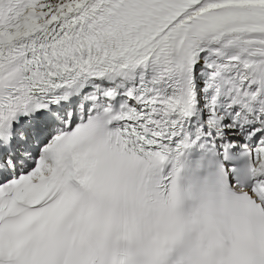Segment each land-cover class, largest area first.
Masks as SVG:
<instances>
[{
    "label": "snow or ice",
    "instance_id": "obj_1",
    "mask_svg": "<svg viewBox=\"0 0 264 264\" xmlns=\"http://www.w3.org/2000/svg\"><path fill=\"white\" fill-rule=\"evenodd\" d=\"M0 264H264V0H0Z\"/></svg>",
    "mask_w": 264,
    "mask_h": 264
}]
</instances>
